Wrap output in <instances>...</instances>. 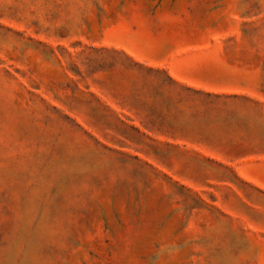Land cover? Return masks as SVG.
Segmentation results:
<instances>
[{
    "label": "rangeland",
    "instance_id": "1",
    "mask_svg": "<svg viewBox=\"0 0 264 264\" xmlns=\"http://www.w3.org/2000/svg\"><path fill=\"white\" fill-rule=\"evenodd\" d=\"M0 264H264V0H0Z\"/></svg>",
    "mask_w": 264,
    "mask_h": 264
}]
</instances>
